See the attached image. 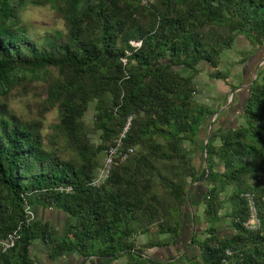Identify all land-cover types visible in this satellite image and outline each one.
<instances>
[{
	"label": "trees",
	"instance_id": "trees-1",
	"mask_svg": "<svg viewBox=\"0 0 264 264\" xmlns=\"http://www.w3.org/2000/svg\"><path fill=\"white\" fill-rule=\"evenodd\" d=\"M27 3L50 6L61 33L32 40L20 24ZM238 35L264 45V0H0V98L41 86L37 118L9 115L0 103V239L14 237L0 264H36L35 241L53 264L68 254L80 264H264V80L247 90L244 123L206 143L200 171L183 147L195 146L214 113L193 99L195 74L205 64L210 79L226 82L220 58ZM90 104L98 144L83 121ZM52 110L58 121L50 142L58 147L46 150L41 119ZM126 126L122 152H134L115 159L106 182L92 187L99 155ZM196 183L206 187L204 238L190 233L199 255L180 263L153 259L149 250L181 234ZM246 193L260 229L243 226ZM225 202L230 212L220 215ZM33 207L63 212L71 222L59 232L30 220ZM224 216L232 227L225 237L217 233ZM138 236L147 238L140 247Z\"/></svg>",
	"mask_w": 264,
	"mask_h": 264
},
{
	"label": "rangeland",
	"instance_id": "rangeland-1",
	"mask_svg": "<svg viewBox=\"0 0 264 264\" xmlns=\"http://www.w3.org/2000/svg\"><path fill=\"white\" fill-rule=\"evenodd\" d=\"M20 24L27 30V34L32 40L40 39L45 34L59 35L62 31V21L50 6L36 7L31 3H27L24 10L20 12ZM199 73L195 74L194 84L196 86V93L194 95V101L198 104L207 106L215 117L208 116L203 123V128L199 135L196 137L195 146H190L188 142H184L183 147L188 151L193 163L198 167L199 171L202 169V143L207 138V132L209 124L211 126V134L209 140L213 138V135L219 131H225L230 128H235L238 125L244 123L243 120V108L246 102L247 90L252 80L258 79L259 82L264 80V71L260 76L256 73L264 70V45L256 46L251 43L242 35H238L231 49L222 53L220 58V64L218 70L226 75V82L222 80L210 79L208 72L212 70L205 64H200ZM182 73L192 74V72L183 71ZM226 83L228 86H226ZM41 85V84H39ZM232 87H236L234 91ZM41 86L30 90L26 94H19L21 91L18 88H14L7 95L6 99L0 98V103L6 106V112L9 115H14L21 119L30 120L37 118V104L41 101L38 97V93L41 92ZM94 115V104H90L88 111L86 112L83 121L88 127L91 142L94 144L99 143L98 133L93 132L92 123ZM58 121V114L56 110H52L41 119L40 133L43 137V147L46 150L57 148L58 145L55 142H50L53 135V126ZM218 144V141H215ZM134 152V149H132ZM68 154V153H67ZM65 154L63 157H67ZM131 155V154H130ZM104 157V151L99 155V167L102 164ZM218 169V168H217ZM205 186L203 183L193 184L190 188V202L186 208L185 223L181 228V234L179 237L169 243V245L161 248H154L149 250L148 253L152 255L153 259L164 261L177 257L172 261H178L179 263L187 261L190 258H196L199 255V249L197 245L190 243L191 227V212L195 217L197 226L194 227L197 232V240L204 238L203 234H200L205 225L203 224L201 206L202 197L205 193ZM232 188L227 187L224 193L221 195V199L225 201L227 195L230 194ZM230 212V205L225 202L220 215H226ZM48 217V216H47ZM49 223L57 228L60 232L62 226ZM194 224V223H193ZM231 223L229 217H225L218 223V234L220 236H228L231 234ZM167 236H162L161 241H166ZM146 237L138 236L136 239V247H140L146 242ZM31 252V258L36 264H53L46 258V250L41 242H36ZM126 259L121 258L112 263L102 262L101 260H92L91 264H125ZM54 264H80V260L74 254H68L61 260Z\"/></svg>",
	"mask_w": 264,
	"mask_h": 264
},
{
	"label": "built area",
	"instance_id": "built-area-1",
	"mask_svg": "<svg viewBox=\"0 0 264 264\" xmlns=\"http://www.w3.org/2000/svg\"><path fill=\"white\" fill-rule=\"evenodd\" d=\"M127 130V126L124 128V131L120 134V136L114 141V144L108 147L104 151V157L101 166L96 170V173L91 180L92 187H99L103 185L110 175V171L112 169V165L115 159H119L121 161L125 160L130 154L133 153L131 148L127 149L125 152H122V139L124 138V134ZM70 188H66L65 192H69ZM244 198L246 199L247 208L249 212V218L244 222L243 226L250 230L260 229L261 223L257 217L256 206L254 202V197L252 194L246 193L244 194ZM30 212H28V216ZM30 219V218H29ZM14 242V237L10 236L6 239H0V252L4 253L9 248L12 247ZM229 254V252H226Z\"/></svg>",
	"mask_w": 264,
	"mask_h": 264
},
{
	"label": "crops",
	"instance_id": "crops-1",
	"mask_svg": "<svg viewBox=\"0 0 264 264\" xmlns=\"http://www.w3.org/2000/svg\"><path fill=\"white\" fill-rule=\"evenodd\" d=\"M220 132V131H219ZM218 133V132H217ZM199 135V134H198ZM192 213V212H191ZM193 214V213H192ZM48 216V217H47ZM30 220L33 219H40L43 222H51L53 224H56V226L61 225L62 229L71 222V218L60 211H52V210H46L40 207H33L30 210L29 215ZM39 241H35L30 249V252H32L33 247L36 245L35 243Z\"/></svg>",
	"mask_w": 264,
	"mask_h": 264
},
{
	"label": "water",
	"instance_id": "water-1",
	"mask_svg": "<svg viewBox=\"0 0 264 264\" xmlns=\"http://www.w3.org/2000/svg\"><path fill=\"white\" fill-rule=\"evenodd\" d=\"M252 84H253V80L251 81L249 87H250ZM212 116L215 117L216 114H213ZM211 126H212V123L209 124L208 132H207V138H206V140H205V142H204V151H203V153H202V155H203V159H204V162H205V163H206V156H205L206 143L209 141V138H210V134H211ZM206 175H208V172H207ZM205 177H206V176H205ZM204 180H205V178L203 179V181H204ZM187 202H188V204H189V202H190L189 193L187 194ZM192 216H193V214L191 213V218H192ZM191 227H192L191 230L193 231V230H194L193 219H191Z\"/></svg>",
	"mask_w": 264,
	"mask_h": 264
},
{
	"label": "flooded vegetation",
	"instance_id": "flooded-vegetation-1",
	"mask_svg": "<svg viewBox=\"0 0 264 264\" xmlns=\"http://www.w3.org/2000/svg\"><path fill=\"white\" fill-rule=\"evenodd\" d=\"M175 258H178V256H177V257H174V258H172V260H173V259H175Z\"/></svg>",
	"mask_w": 264,
	"mask_h": 264
}]
</instances>
